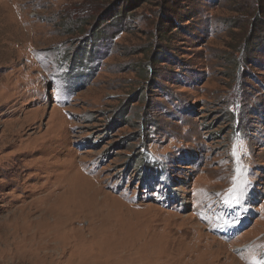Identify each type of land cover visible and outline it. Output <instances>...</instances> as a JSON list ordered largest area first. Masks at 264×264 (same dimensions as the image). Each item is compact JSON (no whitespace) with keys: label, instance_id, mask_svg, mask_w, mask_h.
Here are the masks:
<instances>
[{"label":"rangeland","instance_id":"obj_1","mask_svg":"<svg viewBox=\"0 0 264 264\" xmlns=\"http://www.w3.org/2000/svg\"><path fill=\"white\" fill-rule=\"evenodd\" d=\"M263 30L264 0H0V264L40 226L71 264H264Z\"/></svg>","mask_w":264,"mask_h":264},{"label":"bare ground","instance_id":"obj_2","mask_svg":"<svg viewBox=\"0 0 264 264\" xmlns=\"http://www.w3.org/2000/svg\"><path fill=\"white\" fill-rule=\"evenodd\" d=\"M23 205L24 206H21L22 208L19 209V211L17 209L18 212L12 211L9 214V217H28L29 212L28 213H22V211H24L23 207L25 208V206H27L25 204H23ZM49 207L46 210H44L43 213L40 214V215H42L40 217H46V216L52 217L54 222H56V220H58V222H59L58 224L60 225V227H62V226L64 227L63 217H60V214H57V217H55V211L53 209L50 210ZM14 222L15 223L12 224L13 227L9 228V229L15 228V230H18L19 228H21L20 227V220L17 221V218H14ZM45 225H47L49 227L50 222H45L44 226ZM31 228H30V230H32ZM42 228H43V230H41V226L38 227L37 229H34L33 232H31V234H29L28 236H24V235L16 236L15 238L17 241H16L15 247L13 249H9L6 246L5 247L6 253L3 255L1 254L2 257L5 258L4 264H21V263L26 262L27 260L29 261L28 262L29 264H32L33 261H34V263H36V262H41L42 260H44L45 264H50V262L47 261L48 254H50V255L53 254L57 258V260H54L51 264H71L72 260L63 259V257H61V255L64 253V250H65L64 245L67 243V238H68L67 235L65 237V232L62 236V239L60 241H57V237L54 234L55 231H53V232L50 231L48 234H45V232L43 233V231L47 230V229L49 230V228H46V226L42 227ZM22 229L27 231V230H29V227L24 226ZM62 229H64V228H62ZM40 232H41V234H40ZM20 243H22V245H25L27 248L24 250H19L18 248L21 247ZM43 248H47V249L52 248L51 249L52 251H50V253H47V251H44Z\"/></svg>","mask_w":264,"mask_h":264},{"label":"trees","instance_id":"obj_3","mask_svg":"<svg viewBox=\"0 0 264 264\" xmlns=\"http://www.w3.org/2000/svg\"><path fill=\"white\" fill-rule=\"evenodd\" d=\"M117 12V11H116ZM171 23H173V21H171ZM174 28V27H173ZM264 32V30H263ZM262 46H264V37L262 39V42H260ZM262 46H258L259 48L258 49H262L263 47ZM87 52V49L85 47L82 48V52L80 53V55L82 54L84 56V53ZM74 59L71 58V62L73 63ZM81 61H78L77 63H80Z\"/></svg>","mask_w":264,"mask_h":264}]
</instances>
